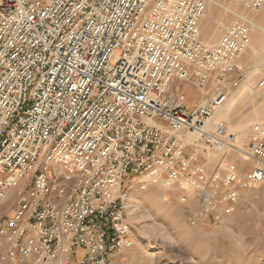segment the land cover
Listing matches in <instances>:
<instances>
[{
  "label": "built area",
  "instance_id": "2783aa9c",
  "mask_svg": "<svg viewBox=\"0 0 264 264\" xmlns=\"http://www.w3.org/2000/svg\"><path fill=\"white\" fill-rule=\"evenodd\" d=\"M231 1L208 45L205 0H0V264H109L133 244L134 187L194 204L197 227L264 184V127L242 148L217 116L264 6Z\"/></svg>",
  "mask_w": 264,
  "mask_h": 264
},
{
  "label": "rangeland",
  "instance_id": "374dc122",
  "mask_svg": "<svg viewBox=\"0 0 264 264\" xmlns=\"http://www.w3.org/2000/svg\"><path fill=\"white\" fill-rule=\"evenodd\" d=\"M205 3L200 37L214 45L233 19L230 11L241 9L231 0ZM250 16L251 43L237 62L245 78L217 114L239 136L242 148L253 125L264 127V6ZM178 86L185 103L202 98L191 84ZM241 165L250 166L245 161ZM178 198L162 188L140 191L134 187L125 199V219L133 244L113 254L109 264H264V184L242 190L232 215L197 227L187 220L195 205L180 203ZM11 206V200L4 203L1 214ZM76 254L79 257L81 250Z\"/></svg>",
  "mask_w": 264,
  "mask_h": 264
},
{
  "label": "bare ground",
  "instance_id": "6f19581e",
  "mask_svg": "<svg viewBox=\"0 0 264 264\" xmlns=\"http://www.w3.org/2000/svg\"><path fill=\"white\" fill-rule=\"evenodd\" d=\"M205 12H206V10H205ZM204 16H205V14H204ZM252 25H253V24H252ZM248 48H249V47H248ZM242 55H243V54H242ZM242 55H241V56H242ZM241 56H240V57H241ZM240 57H239V58H240ZM238 60H239V59H238ZM195 139H196V136H195L194 134H190V135H188V141H189V142H193V141H195ZM244 161H245V160H244ZM245 162H247V161H245ZM164 190L167 192L166 189H164ZM167 195H168V192H167ZM179 201H180V200H179Z\"/></svg>",
  "mask_w": 264,
  "mask_h": 264
},
{
  "label": "crops",
  "instance_id": "0c3cea01",
  "mask_svg": "<svg viewBox=\"0 0 264 264\" xmlns=\"http://www.w3.org/2000/svg\"><path fill=\"white\" fill-rule=\"evenodd\" d=\"M199 101H200V99L197 100V101H194V102H192V103L186 102V104H187V106L191 107V106L197 104Z\"/></svg>",
  "mask_w": 264,
  "mask_h": 264
}]
</instances>
